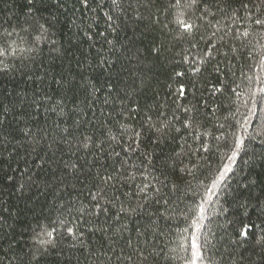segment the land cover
<instances>
[{
	"label": "trees",
	"instance_id": "trees-1",
	"mask_svg": "<svg viewBox=\"0 0 264 264\" xmlns=\"http://www.w3.org/2000/svg\"><path fill=\"white\" fill-rule=\"evenodd\" d=\"M243 2L0 0V264H187L193 234L197 264H264V35Z\"/></svg>",
	"mask_w": 264,
	"mask_h": 264
},
{
	"label": "snow or ice",
	"instance_id": "snow-or-ice-1",
	"mask_svg": "<svg viewBox=\"0 0 264 264\" xmlns=\"http://www.w3.org/2000/svg\"><path fill=\"white\" fill-rule=\"evenodd\" d=\"M81 2L85 5H87V0H81ZM203 3V0H184V5L193 11H199L201 5ZM174 7H181V0H175V5H173ZM253 7L256 8L257 12H259L260 14L258 16L255 17V19L251 20L250 23L260 26V29L262 30V35H264V0H253ZM241 7L244 8L245 10L249 9V4L243 2V0H241ZM207 7L205 6L204 8V12L202 13V15H206L207 14ZM249 15H251V13H248ZM176 23L179 27L184 29V32L181 33V38H184L185 36L187 37H192L194 38L196 30L200 27L197 23L195 22H189L187 20L181 19L180 16H177L176 18ZM42 27V26H41ZM216 33L213 32L212 36H215ZM243 37H247L249 35V32L247 30H245L242 34ZM200 39H204L203 36L200 37ZM213 48L215 47V45L212 46ZM4 50H0V54H3ZM206 55L211 57L212 56V52L211 51H207ZM205 61H202V63H204ZM218 71V68H217ZM178 75H182V73H178ZM218 91H222L223 89H217ZM181 94H183V89L180 90ZM191 109L189 108H185L184 112L185 113H191ZM183 126L185 128H192L196 125V121L194 119V115L189 114L186 118L185 121L182 122ZM165 127H169V125L165 124ZM177 132L180 131V129H175ZM140 133L136 132L135 136H139ZM205 151H207V149H205ZM176 157H180L181 153H175ZM144 156V160L147 161V163L149 165H151L153 163V156L150 153H143ZM183 163V160L181 159L180 161H176V160H172L170 163L166 162L165 163V167L168 168L171 171H179L181 169H179V164ZM125 175H127V173H125ZM102 181L104 182V184H108L109 181H111L113 178L111 176H104L101 178ZM155 179V178H154ZM182 179V178H181ZM151 184V181H149L148 183L144 184V187L141 189V191H144V189L148 188L149 185ZM213 187H215V184H213ZM101 193H105L106 189L101 188L100 189ZM161 191L160 188H155V192L159 193ZM95 199V197H94ZM157 203H159L160 201L157 200ZM97 207H99V205H97ZM134 211V209H133ZM192 214L195 215L196 212H203V205H196L195 207L192 208ZM59 223H63V222H59ZM195 221L191 222V226H195ZM57 231V228H52L51 231H48L46 227L41 228L40 233L37 234V240L39 245L43 246V250H41V248H37L36 252L33 253V258L34 259H39V256L37 255V253H39L40 255H43L45 252L48 251L49 247H55V237L53 235V233H55ZM67 233L69 235H74V230L71 227H68L66 229ZM185 231H187V229H185ZM240 234L244 235V236H248L249 234V226H245L243 229L240 230ZM41 236H48V237H52V239H42ZM185 239H188L190 241V247H186L184 249L185 253H187V264H197V261H203L205 259V253H204V248L206 246V242H202L200 240V236L199 235H195L193 234L191 237H185ZM262 241H264V236H262L260 238ZM129 259H131V257H129ZM241 259H243V257H241Z\"/></svg>",
	"mask_w": 264,
	"mask_h": 264
}]
</instances>
